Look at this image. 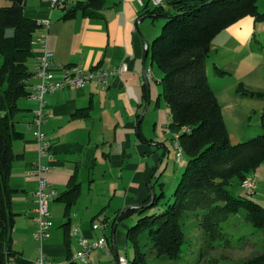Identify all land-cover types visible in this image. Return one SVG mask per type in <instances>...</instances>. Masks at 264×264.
<instances>
[{
	"label": "crops",
	"instance_id": "crops-1",
	"mask_svg": "<svg viewBox=\"0 0 264 264\" xmlns=\"http://www.w3.org/2000/svg\"><path fill=\"white\" fill-rule=\"evenodd\" d=\"M77 1L67 0V8H73ZM172 1L162 0L160 6L166 8ZM49 3L50 0H25L23 14L36 22L49 21L47 49L54 55L55 63L101 70H109L123 63L128 66L122 78L112 79L109 87L92 83L83 89L67 88L46 95V109L50 118L42 128L51 139L54 153L52 168L45 175L48 183L56 190L58 198L66 190L72 176L80 189V195L70 207L68 218L64 217V203L55 200L57 197L48 203L49 211L57 212V204H60L64 220L60 227L69 236L75 232L77 243L78 238L94 242L98 241L94 239V232L100 229L92 230L94 220L100 219L101 227L104 226L105 230L107 221L110 222L105 209L110 208L114 201L112 214L115 221L112 223L113 235L109 236L112 239V243H109L112 248L110 255H114V250H117L114 233L121 222L117 217L127 208L141 205L150 193L155 195L154 184L162 188L163 176L160 174L169 164L164 145L154 139H147L140 131L142 121L139 122L138 115L144 106V87L148 93L147 78L152 73L148 67L149 55L144 57L145 47L148 48L159 33L162 22L158 24L157 21L163 17L148 14L154 10L151 0H103L99 17L77 14L71 19H62L65 14L62 8L52 9ZM258 21L246 16L215 36L206 59L208 84L212 73L215 76V71H209V64L213 69L226 67L240 58L242 52L253 48L252 36L256 34ZM41 32L39 29L36 33ZM41 53L40 46H32V57L27 61L32 74ZM144 70H150V75L145 77L147 81L143 76ZM31 83L36 84L37 80L32 79ZM17 106L20 113L15 116L14 122L21 136L12 142L11 148L20 159L12 164L10 188L16 192L13 198L21 194L27 204L35 205L33 194L38 181L30 173L38 153L29 125L37 103L26 98L18 100ZM252 176L255 188L250 194H260L264 189V174L254 171ZM87 194H90L87 201L80 204ZM11 203L13 210L12 198ZM254 203L264 208V203ZM35 207L31 209L30 219L27 220L32 226L31 233L36 225ZM13 211L16 214L15 224L20 214ZM88 218L90 223L85 224L84 220ZM14 232L15 228L13 236ZM51 248L54 247L48 245L47 250ZM20 254L18 252L14 262L32 264L19 258Z\"/></svg>",
	"mask_w": 264,
	"mask_h": 264
},
{
	"label": "trees",
	"instance_id": "trees-1",
	"mask_svg": "<svg viewBox=\"0 0 264 264\" xmlns=\"http://www.w3.org/2000/svg\"><path fill=\"white\" fill-rule=\"evenodd\" d=\"M24 1L21 4L10 1L0 7V264H10L18 256L12 249L16 214L11 198L16 192L10 188V171L20 156L12 152L11 145L21 136L15 129L14 118L20 113L18 100L26 99L29 94L25 82L32 73L27 61L32 57V37L41 29L38 22L24 16ZM102 3L103 0H78L69 9L66 3L62 19H71L77 14L99 17ZM257 7V0H174L166 8L157 6L148 12L166 20L160 34L150 43L148 55L150 63L156 64L162 73L161 94L157 99H162L167 107L172 120L168 128L179 132L173 140L182 148L188 163L172 193L171 204L162 212L146 215L164 198V194L159 193L154 195L151 207L127 209L117 217L122 221L137 215L134 225L126 229V241L133 247V257L131 261L127 259L129 264H147L143 236L151 241L155 257L174 260L182 246V223L188 215L199 219L201 214L200 220L206 227L219 214L230 217L244 211L246 222L264 230V208L248 198L233 197L227 192L228 184L233 180L241 184L264 162V133L252 140L231 143L221 105L206 74V59L215 36L246 16L264 21V11L259 13ZM8 31L11 34L8 35ZM224 73L215 71L216 75ZM144 91L147 98L146 87ZM243 94L264 100L260 92L244 91ZM69 180L66 190L55 199L64 203L65 218L80 195L79 184L73 176ZM150 202L149 194L141 205ZM205 230L210 243L213 235ZM237 264H264V252Z\"/></svg>",
	"mask_w": 264,
	"mask_h": 264
},
{
	"label": "rangeland",
	"instance_id": "rangeland-1",
	"mask_svg": "<svg viewBox=\"0 0 264 264\" xmlns=\"http://www.w3.org/2000/svg\"><path fill=\"white\" fill-rule=\"evenodd\" d=\"M9 0H0V7L9 4ZM257 10L259 12L264 11V0H257ZM164 18L158 20L165 24ZM156 22V24H157ZM256 34L252 36L253 42L248 50L242 52L240 58H237L234 62L226 67H219L213 69V66L209 64V71L221 70L224 74H219L209 78V86L214 91V96L221 105V114L226 131H228V137L232 144H238L248 140L257 135L264 133V116L262 112L264 110V100L254 99L248 95H244V91L260 92L264 94V21L256 22ZM160 31L157 35L160 34ZM7 34H11L8 31ZM151 76L148 81V97L143 101V108H141L138 115L143 116L142 123H140V131L146 136L147 139H154L164 145L167 150L166 161L167 168L161 171L162 188L154 184V190L156 194H164V198L160 199L158 205L149 209L146 212L148 214H154L162 212L168 204H171L173 198L172 193L175 191V187L182 177V173L185 169L186 163H188L186 156L183 154L182 163L176 161V148L173 138L178 133H174L168 128L170 122H172L168 115L167 107L162 99H157L161 94V87L159 81L162 79V73L156 64L150 65ZM165 150V151H166ZM16 164V162H15ZM14 164V165H15ZM255 171L260 174H264V162H262ZM251 173V176L253 175ZM246 176V177H247ZM172 181L174 184L172 185ZM36 190V188H35ZM227 192L233 197H249L254 201H260L264 203V189L260 194H250L243 187H241L238 180H233L227 185ZM90 194L85 196L82 203L84 204L89 198ZM24 197V196H23ZM13 210L20 215L16 218V226L14 236L15 239L13 249L20 252L19 258L25 259L34 264L39 258L42 247L43 254L45 256V263L49 264H74L72 263L75 254L80 251L76 238L69 236L68 232H65L60 226L64 223L62 216V207L57 204L58 211L51 212L50 218L52 227L49 232V237L43 244L38 243L32 237V226L27 220L30 219L31 209L35 207L34 204H27L21 194L14 195L12 198ZM99 202H97L98 205ZM115 202L113 201L110 208H106L108 213L107 227H101L100 219H95V224L99 225L100 229L95 231L96 237L94 239L104 240L105 237L109 243H112V223L115 221L114 214H112V207ZM98 207L94 206L93 208ZM36 208V207H35ZM102 210V209H101ZM100 210V212H101ZM124 210V209H123ZM99 211V210H98ZM96 215V214H95ZM199 219L195 215H188L189 218L185 219L182 223V231H184V238L182 240V246L179 248V253L174 260H170L168 257H155L151 247V241L146 236L142 237L144 254L146 255L147 264H237L238 261H243L264 252V230L253 228L248 222L245 221L244 211L238 212L230 217H224L219 214V217L214 218L212 222H209L206 227L202 223L201 214ZM137 221V215L134 214L131 217L123 219L116 226L115 238H116V252L118 256L126 257L131 261L133 257V247L126 241V229L127 227L134 225ZM85 224L90 223L89 218L84 220ZM103 229V230H102ZM209 230L213 235V241L209 243V235L205 234L206 230ZM72 232V230H70ZM81 235V232H79ZM105 235V236H104ZM41 245V246H40ZM48 245L54 247L51 250H47ZM114 255H110L102 252V250L93 251L87 256V262L90 264H112ZM74 262V261H73ZM10 264H18L12 261ZM75 264H81L76 262Z\"/></svg>",
	"mask_w": 264,
	"mask_h": 264
},
{
	"label": "built area",
	"instance_id": "built-area-1",
	"mask_svg": "<svg viewBox=\"0 0 264 264\" xmlns=\"http://www.w3.org/2000/svg\"><path fill=\"white\" fill-rule=\"evenodd\" d=\"M154 7L160 6L162 0H151ZM67 0H50V8H63ZM42 32L36 33L31 40V45H38L42 49L41 56L38 57L35 71L30 78L26 80L28 88V99L37 103V108L33 110V118L29 126L32 130L33 138L36 140L37 146V160L33 164L31 170V176L35 177L38 181L36 191L34 192V200L36 203V217H35V230L32 234L34 240L40 244H43L49 237V232L52 227L50 213L48 209V203L53 201L58 194L56 190L48 183L45 175L50 170L51 164L54 162V153L52 151L51 139L43 131V126L47 123L50 118V114L46 109L45 96L64 90L67 88L83 89L89 84L96 83L98 85L109 87V83L112 79L120 80L128 71V66L123 63L119 66L109 69H86L80 66H62L55 63L54 55L47 49L48 29L49 21L44 20L38 22ZM146 49V47H145ZM56 74L58 76H56ZM150 75V70H144L143 76L147 77ZM37 80L36 84H32L31 80ZM178 136V135H177ZM175 136V140L177 139ZM176 150V161L182 163V148L178 146L175 141ZM255 179L253 176H247L241 182L247 192L255 188ZM99 226L97 224L92 225V230H97ZM75 232L73 233V236ZM78 244L80 251L74 256V263L78 262L81 264L87 263V256L93 251L102 250L107 254H111L112 248L107 240H98L94 242H88L83 238H78ZM41 246V245H40ZM41 251L39 258L34 264H46L45 256L42 251V247L39 248ZM112 264H129L126 257L117 256L114 257ZM49 264V263H47Z\"/></svg>",
	"mask_w": 264,
	"mask_h": 264
},
{
	"label": "water",
	"instance_id": "water-1",
	"mask_svg": "<svg viewBox=\"0 0 264 264\" xmlns=\"http://www.w3.org/2000/svg\"><path fill=\"white\" fill-rule=\"evenodd\" d=\"M9 1L15 2V3H17V4H21L24 0H9ZM145 51H146V52L144 53V57H146L147 54L149 53L148 48H146ZM144 79L147 81V79H146L145 77H144ZM142 117H143V116H140V118H139V122H141V118H142ZM150 195H151V202H150L149 204H147V205H145V206H142V205L134 206V207L127 208V209L129 210V209H138V208H142V207H144V208L151 207V206L153 205L152 202H153V200H154V194H153V192L150 193ZM127 209H126V210H127ZM124 211H125V210H124ZM114 252H115V255H116V257H117L116 249L114 250Z\"/></svg>",
	"mask_w": 264,
	"mask_h": 264
}]
</instances>
